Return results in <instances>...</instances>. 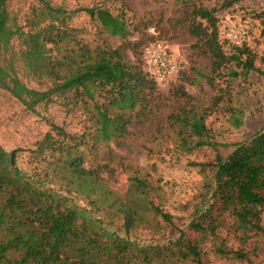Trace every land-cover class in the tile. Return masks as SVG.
Listing matches in <instances>:
<instances>
[{
  "label": "trees",
  "instance_id": "obj_1",
  "mask_svg": "<svg viewBox=\"0 0 264 264\" xmlns=\"http://www.w3.org/2000/svg\"><path fill=\"white\" fill-rule=\"evenodd\" d=\"M40 1V12L30 21L34 24L19 32L7 0H0V58L19 35L25 70L50 84L45 89L27 87L15 69L0 62V88L31 111L58 101L81 126L70 132L45 118L48 129L28 149V167L18 162V152L24 148L6 151L0 145V264H175L173 256L181 254L183 246L180 239L174 241V249L142 246L118 234L114 217H122L123 231L129 233L142 221L143 213L134 200H123L103 183V167L96 163L99 147L118 144L128 126L145 116L156 98L158 85L145 68L142 49L136 61L127 54L138 45L125 39L132 31L131 23L106 8L66 10ZM185 5L187 31L196 39L193 47L209 58L210 70L204 78L215 91L211 105L199 111L184 85L175 87L174 94L187 105L172 112L168 120L179 146L190 151L216 146L207 118L222 107L220 103H226L222 111L233 113L230 81L246 77L257 55L248 46L247 20H239L247 25L246 41L225 50L218 41L217 9L192 2ZM77 11L86 12L103 31L123 41L91 47L79 36L81 29L68 24ZM209 164L250 193L254 175L264 174V128L237 143L225 157L216 153ZM131 190L147 196L142 179L135 178ZM258 199L263 206L264 197ZM151 208L170 221V215L158 206ZM253 215L255 227L261 229L258 211Z\"/></svg>",
  "mask_w": 264,
  "mask_h": 264
},
{
  "label": "rangeland",
  "instance_id": "obj_2",
  "mask_svg": "<svg viewBox=\"0 0 264 264\" xmlns=\"http://www.w3.org/2000/svg\"><path fill=\"white\" fill-rule=\"evenodd\" d=\"M51 6L74 10L101 7L112 14L123 15L131 23L125 38L131 44L127 54L132 61L141 58L142 47L155 39L166 42L177 64V71L165 86H157L150 111L128 126V133L119 143L102 145L96 163L102 165L103 183L123 200H134L141 209L142 221L125 233L122 217H114V228L121 237L142 246H168L183 242L175 264H264V174L256 173L249 185L250 193L225 173H217L216 153L226 156L237 143L248 141L264 128V0H47ZM215 7L220 20L248 21L251 36L249 47L257 55L248 75H239L230 82L233 109H215L207 118L216 146L203 145L190 151L179 146L178 136L168 116L187 105L174 94L175 87L184 85L193 96L197 110L211 105L215 91L204 75L209 73L206 54L193 47L196 39L187 31L185 4ZM228 2H231L230 4ZM40 0H7V10L19 32L28 31L40 12ZM69 25L81 29L79 36L93 47L112 46L123 41L109 35L86 12L77 11ZM136 25V29H132ZM21 38L16 36L9 48L1 53L0 62L16 70L20 80L30 88L45 89L49 81L29 74L21 59ZM130 44V45H131ZM137 54H136V52ZM145 68L147 65L145 63ZM27 109L18 99L0 88V145L19 151L18 162L28 163V149L48 129L46 119L63 125L67 131H79L78 118L66 113L57 101L46 109ZM234 114V115H233ZM235 116V117H234ZM194 163L196 165H194ZM200 164V165H197ZM135 178L146 182V198L131 190ZM151 205L170 215L166 221L154 213ZM258 211L255 227L254 212Z\"/></svg>",
  "mask_w": 264,
  "mask_h": 264
},
{
  "label": "built area",
  "instance_id": "obj_3",
  "mask_svg": "<svg viewBox=\"0 0 264 264\" xmlns=\"http://www.w3.org/2000/svg\"><path fill=\"white\" fill-rule=\"evenodd\" d=\"M217 27L218 41L225 50L233 46H241L247 39L246 23L225 18L217 23ZM142 55L150 76L158 86H165L177 70L169 45L163 40L155 39L143 46Z\"/></svg>",
  "mask_w": 264,
  "mask_h": 264
}]
</instances>
